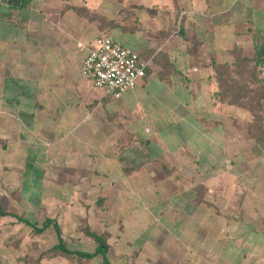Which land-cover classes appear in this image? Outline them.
Returning a JSON list of instances; mask_svg holds the SVG:
<instances>
[{"label": "crops", "instance_id": "obj_1", "mask_svg": "<svg viewBox=\"0 0 264 264\" xmlns=\"http://www.w3.org/2000/svg\"><path fill=\"white\" fill-rule=\"evenodd\" d=\"M99 34L147 62L118 97L79 72ZM261 44L264 0H0V176L28 178L18 196L69 248L104 233L109 264H264V141L216 93L217 68ZM0 210V264H103L43 256L54 227Z\"/></svg>", "mask_w": 264, "mask_h": 264}, {"label": "rangeland", "instance_id": "obj_2", "mask_svg": "<svg viewBox=\"0 0 264 264\" xmlns=\"http://www.w3.org/2000/svg\"><path fill=\"white\" fill-rule=\"evenodd\" d=\"M252 55L253 52L249 55H244L242 50H240V55H238L236 61H232L234 67L228 70L226 67L220 65L217 68V73L221 74V76L218 81L219 85H217L218 90L216 93L218 94V100H220L221 97L227 100L226 103H228L230 107L237 106L239 111L245 112V120L243 121V124H241L244 128L245 136L252 137L250 138L252 141L260 143L264 141V65L256 64L253 61ZM225 163L227 164V167H232L230 159H227ZM230 169L231 168H228V171ZM23 178V175H20L19 179L15 177L12 184V182L7 181L8 178L6 176H0V204L5 210L15 211L17 215L25 216L29 219L33 217L38 224H41L46 216L44 209L41 208L39 212L33 215L32 213H29L28 202L18 196V192L22 190V188H26V185H23V183L27 184L28 182V178L27 182H23ZM36 185L40 190L44 187L41 183H37ZM11 191L13 194L10 193ZM39 206L45 207L43 203L39 204ZM77 213V210H75L73 214L68 216L67 219H69V221L66 222V225H76ZM80 217H83V220L79 225L80 228H82L87 221L92 222V214L89 215L88 213H85L84 215L81 213ZM2 218L3 217H1L0 220H4L3 223L5 224V227L0 230V235L4 233H9L8 235L12 234L15 231L13 223H16V219L10 215L4 217V219ZM68 231L69 229L65 230L66 233H68ZM26 233V231H21L22 235H25ZM42 235L47 237L37 234L39 239L38 243H40V241L43 242L44 240L48 241V236L51 237L50 231L48 230L43 232ZM90 245L93 247V244ZM70 248L74 249L77 247L72 246ZM39 252L40 250H38V253Z\"/></svg>", "mask_w": 264, "mask_h": 264}, {"label": "built area", "instance_id": "obj_3", "mask_svg": "<svg viewBox=\"0 0 264 264\" xmlns=\"http://www.w3.org/2000/svg\"><path fill=\"white\" fill-rule=\"evenodd\" d=\"M146 66L137 52L110 35L99 34L80 63L79 72L91 79L94 87L118 97L137 85L145 76Z\"/></svg>", "mask_w": 264, "mask_h": 264}, {"label": "trees", "instance_id": "obj_4", "mask_svg": "<svg viewBox=\"0 0 264 264\" xmlns=\"http://www.w3.org/2000/svg\"><path fill=\"white\" fill-rule=\"evenodd\" d=\"M238 55H240V51L235 49L233 51L234 61H236V59L238 58ZM252 58L256 64L264 65V44H261V45L256 46L254 48ZM220 76H221V74H217V81L220 80ZM218 85H219V82H218ZM220 100L227 102V100H225L221 97H220ZM249 138H252V137H249ZM3 214H5V213L0 210V215H3ZM17 219L24 222L26 225L31 226V228H33V229L35 228L37 233L44 231L50 225H52L54 227L56 237H57V243L55 245L51 246L50 248H48L45 251V253L43 254V256L52 257L56 254H63L65 256L78 255L84 259H91L95 255L99 254L102 257L103 264H109V262L106 260V256H105L108 246L105 242V234L104 233L99 234L97 232L90 231L87 228L84 229L85 235L88 236L95 243V253H88L85 251H77V250L69 248L67 246V243L61 237L59 227L57 226L55 221L50 219V218L44 219L40 226L38 225V223L31 222L27 219L22 218L21 216H17Z\"/></svg>", "mask_w": 264, "mask_h": 264}]
</instances>
